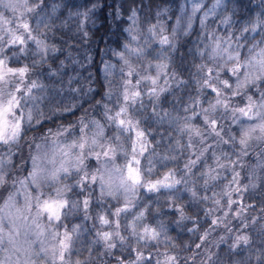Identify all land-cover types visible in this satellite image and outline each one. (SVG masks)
<instances>
[{"label": "clouds", "instance_id": "clouds-1", "mask_svg": "<svg viewBox=\"0 0 264 264\" xmlns=\"http://www.w3.org/2000/svg\"><path fill=\"white\" fill-rule=\"evenodd\" d=\"M0 264H264V0H0Z\"/></svg>", "mask_w": 264, "mask_h": 264}]
</instances>
